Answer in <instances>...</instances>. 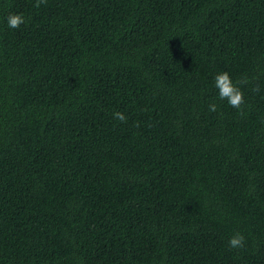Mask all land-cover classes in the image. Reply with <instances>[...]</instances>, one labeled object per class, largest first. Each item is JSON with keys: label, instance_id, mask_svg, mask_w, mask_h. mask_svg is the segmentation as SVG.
I'll return each instance as SVG.
<instances>
[{"label": "trees", "instance_id": "obj_1", "mask_svg": "<svg viewBox=\"0 0 264 264\" xmlns=\"http://www.w3.org/2000/svg\"><path fill=\"white\" fill-rule=\"evenodd\" d=\"M35 4L0 0V264H264V0Z\"/></svg>", "mask_w": 264, "mask_h": 264}, {"label": "clouds", "instance_id": "obj_2", "mask_svg": "<svg viewBox=\"0 0 264 264\" xmlns=\"http://www.w3.org/2000/svg\"><path fill=\"white\" fill-rule=\"evenodd\" d=\"M47 0H36L35 7L39 8L41 4H46ZM8 27L11 29H18L21 25L26 23V18L23 13H12L7 17ZM215 87L218 90V96L221 101H227L229 106L239 111L243 115V106L245 105L244 92L242 91L241 84L248 83L245 78L242 81L234 82L231 75L227 71L218 73L214 78ZM253 92H259L260 88L257 84ZM210 112L217 111L215 103L209 105ZM113 117L122 123H127V116L123 112H114ZM245 236L242 233L234 234L229 240V247L232 249H242L245 246Z\"/></svg>", "mask_w": 264, "mask_h": 264}]
</instances>
